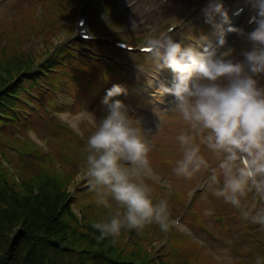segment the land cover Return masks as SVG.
Segmentation results:
<instances>
[{"label":"clouds","instance_id":"clouds-1","mask_svg":"<svg viewBox=\"0 0 264 264\" xmlns=\"http://www.w3.org/2000/svg\"><path fill=\"white\" fill-rule=\"evenodd\" d=\"M249 4L247 23L252 30L228 28L249 45L239 54L242 60L235 58V50L223 37L218 43L225 50L219 53L184 47L171 31L149 37L143 48L153 65L175 73L171 87L158 89L161 95L175 97L171 115L185 126L176 136L175 176L191 181L207 174L203 187L238 209L242 219L264 228V207L242 204L250 193L264 201V87L255 78L264 74V0H249ZM202 11L207 23L217 15L223 23L229 22L218 0H209ZM125 94L120 85L107 91L102 101L107 114L94 122L85 148V175L96 203L111 209V198L118 206L110 219L92 224L99 232L98 242L112 238L113 244L122 229L139 232L156 224L167 233L172 226L168 202H154L153 188L138 179L152 171L153 145L133 125L124 103L113 99ZM255 264H264V257H257Z\"/></svg>","mask_w":264,"mask_h":264},{"label":"rangeland","instance_id":"rangeland-1","mask_svg":"<svg viewBox=\"0 0 264 264\" xmlns=\"http://www.w3.org/2000/svg\"><path fill=\"white\" fill-rule=\"evenodd\" d=\"M12 4L7 8V10L0 15V62L7 63L8 70L11 74V79L16 77L17 71L12 68V59L14 57L9 56L11 52V47L16 48L18 45L28 48L32 51V54L27 58L30 59L35 55L37 60L40 56L45 54V49H51L55 46L66 48V44L72 33H75L78 29L77 26V14L78 7L81 5L80 0H33L30 5L29 1L26 0H12ZM76 3V4H75ZM21 5V6H20ZM20 6V7H19ZM19 7L18 9H16ZM41 7H43L45 12H48L49 9H56L57 13H53L47 17L46 21L41 20L39 25L36 20V14L41 12ZM12 13V16L9 14ZM59 18V21L51 23V20ZM42 28V30L40 29ZM13 36L15 38H13ZM53 41V42H52ZM8 46V50H4L2 46ZM56 56L58 52L54 51ZM22 68H26L25 63L22 64ZM10 79V78H9ZM87 95H83V101H86ZM43 104L40 103V100L33 99L35 106H30L32 110L29 114H25L23 122L21 119L16 121L15 124H4L3 121L0 124V146L3 142L8 143L9 146L15 148L17 147L24 153L39 152L41 157H45V146L44 141L49 140V145L51 148L50 157L52 160H47L43 163L45 167L48 168V171L51 168H61L63 173L67 176L79 173V181L76 183L77 187H80L73 191V196L75 197V206L74 209L77 214L85 215L89 220L93 222L101 221L104 219H110V213L115 214L118 210V206L114 201L109 198V203L112 205L111 209L104 207L103 205H98L96 203V193L91 190L90 185H87V181L83 179L81 175L82 171H85V161L86 155L85 148L87 146V139L90 136L93 129L87 128L84 126L81 127V137L76 140L67 139L60 129H51L41 120L38 116L39 113L47 114L48 111L45 109L46 106L56 108L55 105L49 102L48 97H41ZM66 107V105H65ZM68 110V109H66ZM77 120L80 119V116H76ZM48 123L52 126H59L58 121L54 118H51ZM20 128L23 135H25V140H17L13 137L14 133L18 130L15 128ZM24 127H27L32 130V133H25ZM175 130H172L174 132ZM40 137V140L33 141L35 139V133ZM30 134V135H29ZM179 134H170L168 136H161V140L158 144V148L162 146H167L176 142V136ZM35 135V136H34ZM24 142L33 143L32 145H25ZM166 143H169L166 145ZM4 149L5 154L10 159L9 166L14 171L13 178L15 179V187L20 188L19 184L23 181L22 176H24L26 181H33L40 174L41 167H38L39 163H33L31 167L38 169L33 172L26 173L21 175L18 173L20 169L23 168L24 163L30 162L28 158L32 156H26V159L21 157L12 158L8 156ZM153 154H156L155 151H152ZM157 158V155L155 156ZM150 159V157H149ZM153 159H150L151 167ZM155 170V169H154ZM25 171V170H23ZM158 171V170H155ZM27 172V171H26ZM73 176H70V179ZM88 179V178H87ZM141 182L148 184L153 188V193L158 194L159 199L163 198L166 200L164 195L166 192H177L181 190L177 183L172 181L171 185L167 181L163 184L162 179L151 178L148 175L142 174L138 178ZM12 181V180H11ZM196 184V183H195ZM194 184V185H195ZM74 185V184H73ZM164 186L167 188V191L162 188ZM152 193V194H153ZM203 198H206L209 201V190L206 188L204 192L200 193ZM250 200H253V194H249ZM153 199H158L156 196L152 195ZM222 199V198H221ZM223 200V199H222ZM224 201V200H223ZM242 204H247L249 207L252 206L250 202H246L245 199L242 200ZM169 207L170 204L168 203ZM210 205V204H209ZM259 205L262 206V203ZM219 210L225 213V220L230 224L232 229L233 238L235 240V247L231 250V236L223 231L217 230L215 224L210 223L209 226L213 228V231L218 237V242L212 243L211 246L215 248L216 257L218 260H215V257L212 255H205L204 252L196 251L197 239H194V242L188 238L190 236L189 230L185 226H181L180 223L178 226H173L175 229H179V233L174 236L176 240L173 242H166L163 245V256L164 260L170 261L176 258L195 260L194 264L204 263L206 261H213L209 264H255V259L257 257H264V228H261L258 224H252L249 221L244 219L238 220L234 215H240V211L233 207L232 205L219 204ZM121 210V209H120ZM218 213V210H217ZM241 217V216H240ZM170 221H173L171 219ZM172 224V222H171ZM173 225V224H172ZM151 225H147L139 233H133L128 230L122 233L118 238H116L115 244L120 246L123 251H135L138 246L143 249V242L146 239L147 234L149 233ZM205 232L201 233V237L205 236ZM165 232L162 233L160 238H155L153 241L155 245L152 247L151 252L156 254L159 250H154L156 247L161 244L164 240ZM230 247L229 253L222 254L218 251V248L221 244H229ZM174 257V258H173ZM215 260V261H214Z\"/></svg>","mask_w":264,"mask_h":264},{"label":"trees","instance_id":"trees-1","mask_svg":"<svg viewBox=\"0 0 264 264\" xmlns=\"http://www.w3.org/2000/svg\"><path fill=\"white\" fill-rule=\"evenodd\" d=\"M63 193L52 178L16 189L0 162V264H126L96 229L72 221Z\"/></svg>","mask_w":264,"mask_h":264}]
</instances>
